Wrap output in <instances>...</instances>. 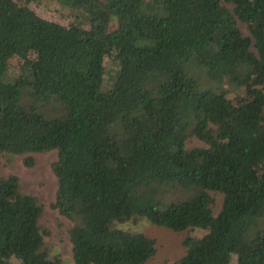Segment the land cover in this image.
I'll use <instances>...</instances> for the list:
<instances>
[{
	"label": "trees",
	"instance_id": "1",
	"mask_svg": "<svg viewBox=\"0 0 264 264\" xmlns=\"http://www.w3.org/2000/svg\"><path fill=\"white\" fill-rule=\"evenodd\" d=\"M50 150L68 264H146L142 219L264 264V0H0V153ZM43 210L0 173V264H62Z\"/></svg>",
	"mask_w": 264,
	"mask_h": 264
},
{
	"label": "rangeland",
	"instance_id": "2",
	"mask_svg": "<svg viewBox=\"0 0 264 264\" xmlns=\"http://www.w3.org/2000/svg\"><path fill=\"white\" fill-rule=\"evenodd\" d=\"M40 11L46 16L60 15L57 11L44 7ZM244 27V24L241 23ZM106 71L109 69L106 66ZM107 81H104V88H108ZM190 144H202L198 138H192ZM36 163L32 167L23 164L22 156L0 153V173L8 175L16 173L20 177V189L38 197L44 205L41 216V223L49 227L51 234L47 237L46 245L50 255L58 254L62 259V264L72 262L71 243L68 238L67 228L70 222L62 216L57 209L51 206L55 199L57 179L50 168L51 161L56 156L55 150L33 154ZM261 225H264L262 220ZM126 227H133L137 230L145 231L154 235L157 239V250L155 255L146 264H172L184 252L182 240L186 232H175L168 228L152 224L147 219H142L136 223H129ZM193 233H200L195 231Z\"/></svg>",
	"mask_w": 264,
	"mask_h": 264
}]
</instances>
